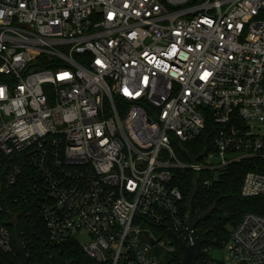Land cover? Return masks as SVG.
I'll list each match as a JSON object with an SVG mask.
<instances>
[{
	"label": "built area",
	"instance_id": "built-area-1",
	"mask_svg": "<svg viewBox=\"0 0 264 264\" xmlns=\"http://www.w3.org/2000/svg\"><path fill=\"white\" fill-rule=\"evenodd\" d=\"M246 159L241 195L264 197V0H0V218L14 188L48 244L88 236L90 264H175L159 230L192 242L174 175L207 188ZM225 247L264 264V214ZM14 252L0 222V264Z\"/></svg>",
	"mask_w": 264,
	"mask_h": 264
},
{
	"label": "trees",
	"instance_id": "trees-1",
	"mask_svg": "<svg viewBox=\"0 0 264 264\" xmlns=\"http://www.w3.org/2000/svg\"><path fill=\"white\" fill-rule=\"evenodd\" d=\"M217 125L212 119H208L205 131L194 141L186 143L185 147L193 154H197L209 144L216 131ZM257 159H246L235 162L220 173L210 187H202L201 177L191 170H180L174 175V184L184 192L185 212L187 199L195 185L199 190L194 200V215H204L212 209L211 215L197 225L198 234L204 239L206 246H224L234 228L241 220L245 212L264 214V197L244 198L241 188L244 177L250 170H256ZM15 189L2 187L1 196L5 205V212L0 222L7 224L14 230L12 221L16 223V229L27 246L30 254V264H90L91 259L84 253L81 244L75 238H71L60 246L48 244L44 224L31 214L29 207L14 202ZM12 216L15 219H12ZM159 232L171 238L170 230L161 228ZM172 251L167 250L165 257L175 264H180L183 251L178 243L172 238ZM11 264H19L20 256L17 252L12 253ZM209 254L200 253L197 264H205Z\"/></svg>",
	"mask_w": 264,
	"mask_h": 264
},
{
	"label": "water",
	"instance_id": "water-1",
	"mask_svg": "<svg viewBox=\"0 0 264 264\" xmlns=\"http://www.w3.org/2000/svg\"><path fill=\"white\" fill-rule=\"evenodd\" d=\"M198 190H199L198 185H195L187 199L186 232L189 235L192 243L188 244L177 233L171 232V236L178 243L179 247L184 253L180 264H197V260L200 255V249L204 244V239L197 234L196 227L199 223L205 221L212 213V209H211L204 215H199V216L194 215L193 205ZM12 224L14 225L13 237H14L15 245L17 248V252L21 258L20 264H30V254L27 252L26 245L21 239L16 229V223L14 220L12 221Z\"/></svg>",
	"mask_w": 264,
	"mask_h": 264
},
{
	"label": "rangeland",
	"instance_id": "rangeland-1",
	"mask_svg": "<svg viewBox=\"0 0 264 264\" xmlns=\"http://www.w3.org/2000/svg\"><path fill=\"white\" fill-rule=\"evenodd\" d=\"M233 231V228L232 230ZM88 236L86 235H79L78 240L83 244L87 241ZM210 256L217 260L220 264H228L229 260V253L224 246H211L210 247Z\"/></svg>",
	"mask_w": 264,
	"mask_h": 264
}]
</instances>
